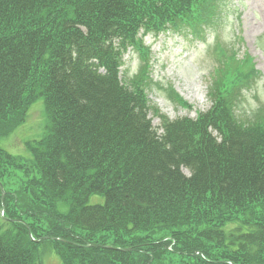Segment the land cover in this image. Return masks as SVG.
<instances>
[{
  "label": "trees",
  "instance_id": "16d2710c",
  "mask_svg": "<svg viewBox=\"0 0 264 264\" xmlns=\"http://www.w3.org/2000/svg\"><path fill=\"white\" fill-rule=\"evenodd\" d=\"M222 2L0 0V137L40 96L46 118L30 157L0 146V264H42L43 243L60 264H264V106L238 101L247 59L215 44L211 106L194 118L145 93L144 35L205 36ZM128 49L142 64L126 78Z\"/></svg>",
  "mask_w": 264,
  "mask_h": 264
},
{
  "label": "rangeland",
  "instance_id": "374dc122",
  "mask_svg": "<svg viewBox=\"0 0 264 264\" xmlns=\"http://www.w3.org/2000/svg\"><path fill=\"white\" fill-rule=\"evenodd\" d=\"M217 14L218 21L214 28L208 29L202 37L165 32L148 34L143 38L145 45L151 49V81L148 80L145 93L148 103L157 109V113L170 119L184 116L194 118L197 111L209 109L211 100L208 87L220 58L215 44L227 50L228 56L247 59L242 60L241 64L243 72L248 74L245 83L239 85L242 89L238 101L243 102L242 108L252 112L264 106V0H223ZM250 59L257 71L254 76L250 73ZM122 61L124 64L120 72L126 78L135 76L142 64L137 51L133 49L124 53ZM175 95L190 107L178 105L174 101ZM29 108L25 121L8 137H0L2 148L26 158L30 154L25 149V143L39 139L46 130L43 97L32 102ZM148 113L153 126L158 127L159 116L153 115L152 111ZM89 201L98 203L102 202V198L92 196ZM1 217L3 213L0 221ZM46 244L41 245L42 264H60V259L47 249Z\"/></svg>",
  "mask_w": 264,
  "mask_h": 264
},
{
  "label": "water",
  "instance_id": "95a60500",
  "mask_svg": "<svg viewBox=\"0 0 264 264\" xmlns=\"http://www.w3.org/2000/svg\"><path fill=\"white\" fill-rule=\"evenodd\" d=\"M0 195H1V197H0V205H1V209H0V215H2V211L4 210V208H5V205H4V203H3V198H4V190H3V185L2 184H0ZM30 234V233H29ZM36 241H38V239L36 240ZM91 246H95V247H104V248H108V249H110V248H114V249H118L117 247H115V246H113V245H103V244H99V245H97V244H90ZM122 249V248H121ZM120 249V250H121ZM122 250H124V249H122Z\"/></svg>",
  "mask_w": 264,
  "mask_h": 264
},
{
  "label": "clouds",
  "instance_id": "9594fccd",
  "mask_svg": "<svg viewBox=\"0 0 264 264\" xmlns=\"http://www.w3.org/2000/svg\"><path fill=\"white\" fill-rule=\"evenodd\" d=\"M180 105V104H179ZM1 184V183H0ZM3 190H4V188H3ZM5 195V194H4ZM3 202H4V198H3ZM3 213V212H2ZM37 240V239H36Z\"/></svg>",
  "mask_w": 264,
  "mask_h": 264
}]
</instances>
